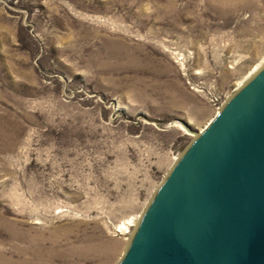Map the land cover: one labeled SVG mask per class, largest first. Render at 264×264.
Wrapping results in <instances>:
<instances>
[{
	"label": "rangeland",
	"instance_id": "rangeland-1",
	"mask_svg": "<svg viewBox=\"0 0 264 264\" xmlns=\"http://www.w3.org/2000/svg\"><path fill=\"white\" fill-rule=\"evenodd\" d=\"M262 63L264 0H0V264H121Z\"/></svg>",
	"mask_w": 264,
	"mask_h": 264
},
{
	"label": "water",
	"instance_id": "water-1",
	"mask_svg": "<svg viewBox=\"0 0 264 264\" xmlns=\"http://www.w3.org/2000/svg\"><path fill=\"white\" fill-rule=\"evenodd\" d=\"M224 108L157 194L121 264H264V68Z\"/></svg>",
	"mask_w": 264,
	"mask_h": 264
},
{
	"label": "bare ground",
	"instance_id": "bare-ground-1",
	"mask_svg": "<svg viewBox=\"0 0 264 264\" xmlns=\"http://www.w3.org/2000/svg\"><path fill=\"white\" fill-rule=\"evenodd\" d=\"M263 68H264V64L262 63L254 70V73L252 74V76L257 75ZM245 85L246 84L242 85L241 88H243ZM142 219H143V216H140L138 218L129 219L127 222L119 226V232H121L122 234H131L132 235L131 239H132L134 237V233L132 232L131 229L132 227H134L135 230H138Z\"/></svg>",
	"mask_w": 264,
	"mask_h": 264
}]
</instances>
